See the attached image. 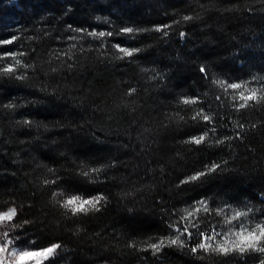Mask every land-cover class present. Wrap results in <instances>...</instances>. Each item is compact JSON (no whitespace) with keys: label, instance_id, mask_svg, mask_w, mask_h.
Listing matches in <instances>:
<instances>
[{"label":"trees","instance_id":"1","mask_svg":"<svg viewBox=\"0 0 264 264\" xmlns=\"http://www.w3.org/2000/svg\"><path fill=\"white\" fill-rule=\"evenodd\" d=\"M164 25L167 35L156 30ZM117 44L140 51L127 57ZM9 65L13 73L0 71V213L16 208V242L60 243L46 264L264 260L252 249L191 251L198 232L219 233L215 247L242 223H264V99L239 98L264 95V0H0V69ZM200 110L211 123L193 119ZM208 128L204 142H187ZM213 162L221 167L180 184ZM74 194L106 199L73 215L61 203ZM201 198L212 211L200 206L180 222ZM169 224L191 238L154 251L179 235Z\"/></svg>","mask_w":264,"mask_h":264},{"label":"snow or ice","instance_id":"2","mask_svg":"<svg viewBox=\"0 0 264 264\" xmlns=\"http://www.w3.org/2000/svg\"><path fill=\"white\" fill-rule=\"evenodd\" d=\"M185 20H190V16L184 17ZM71 27V25H69ZM168 27V25H164L161 27H158L156 30L162 32L164 35H167V33L164 31V29ZM74 32L77 33H83L84 29H73ZM134 29L132 27H124L120 29V32L123 33H132ZM135 31H141L140 29H136ZM87 35L89 36H100L103 37L105 33L100 32H88ZM108 36H111L112 33L108 32ZM183 36V33H181ZM72 39H76V36L71 37ZM12 40L9 39L7 41H3V43H11ZM114 47L121 53L124 54V56L131 57L135 52H139V49L135 50H129L127 48L121 47L118 44L114 45ZM66 55V54H65ZM120 59H123V57H119ZM17 64L20 63V61H16ZM25 67H28V65H25ZM69 68L72 67L71 64L68 65ZM0 71L4 73H13L15 71L14 67L9 65L5 66ZM201 73H203L205 76L208 75L207 70L204 67L200 68ZM14 79H24V74H18L14 77ZM255 79V78H254ZM216 83L221 87L224 88L225 91L228 89L231 90H238L241 88H244L247 91V82L245 83H227L224 80H217ZM132 91H135L132 89ZM241 100L244 101H257L258 99H264V95L258 97V93L256 89H252L249 94L245 95L243 92L240 93ZM219 99V97H217ZM183 104H192L196 103V99L193 98H186L182 100ZM3 108L12 109L15 107V105L11 102L2 105ZM240 107H245V105H240ZM202 118L205 123H211V117L210 115L203 114V110L197 111L196 115L193 116V119ZM25 124H31V121H23ZM243 127V125H241ZM208 131H214V128H208L203 134L195 137H191L187 142L189 143H195L197 145L204 142L205 137L208 134ZM216 143H224L223 140H217ZM222 163L226 164L227 161H223ZM221 167L220 163L213 162L210 166H205L204 169L192 174L191 176L185 177L183 180L180 181V184L185 183H191L193 181L200 180L201 177L206 176L212 172H215L217 169ZM89 171H99L98 168L93 169H86L84 170V175H88ZM51 183H55V180L51 181ZM106 199L103 195H97L92 198H83L79 194L69 195L67 196L63 202L61 203V207L70 211L73 215H76L77 213H85L89 210L95 209L99 211V208H97V205L100 204L101 200ZM202 206L205 211L211 212L212 209L208 208L207 200L205 198H201L199 201L195 202L194 211L185 210V215L180 217V222H183L184 220L192 218L196 212H199L201 210ZM230 207V206H229ZM251 209L249 208L247 211H240V210H232V217L229 219V222L231 219H238L241 216H247L248 211ZM225 208L221 207L217 210V214L220 212H224ZM17 215L16 208L13 207L6 213L0 214V264H29L30 261H35V264H42L43 260H46L49 258V256H53L56 254L57 249L61 248L60 243L52 244L44 249H31L30 247H24V246H17L15 241L18 239V237H11L9 238V231L16 227L17 225L11 224L10 222L13 221V218ZM23 223H28L27 220H25ZM169 227H172L175 229L179 235H177L175 238H170L167 241L165 239H160L158 242L150 244L149 247H151L154 251H159L162 246H164L166 243L170 245H176L180 244L183 246L184 241L180 240L181 235H186L189 239L192 236V232L188 230V226H184L183 230H181L180 227H176L175 224H169ZM214 231V230H213ZM198 237L200 238V242L197 244L196 247H193L191 251L193 253H196L198 250L208 251L212 250L215 252H220L223 254H227L231 251H239L241 254H243L245 251L252 249L254 251L264 252V223L256 224V226L249 230L246 224L240 225V230L238 232L231 233V236L234 238H226L219 244H217L215 247L213 246V241L216 240L217 236H219V233H216V235H205L203 232L197 233ZM260 264H264V260L260 261Z\"/></svg>","mask_w":264,"mask_h":264},{"label":"rangeland","instance_id":"3","mask_svg":"<svg viewBox=\"0 0 264 264\" xmlns=\"http://www.w3.org/2000/svg\"><path fill=\"white\" fill-rule=\"evenodd\" d=\"M4 213H6V212H4ZM0 214H3V213H0ZM14 218H15V217H14ZM14 218H13V219H14ZM11 237H13V236H12L11 233L9 232V238H11ZM15 243H16L17 246L30 247L29 245H25V244H22V243H18V242H16V241H15ZM30 248H31V247H30ZM31 249H32V248H31ZM53 256H54V255H53ZM53 256H49L48 259L43 260V261H42V264H46V262H47L49 259H51ZM6 264H7V262H6ZM29 264H35V261H30Z\"/></svg>","mask_w":264,"mask_h":264}]
</instances>
